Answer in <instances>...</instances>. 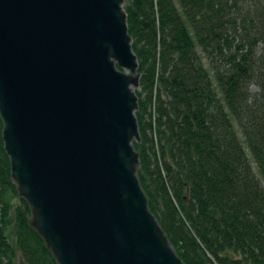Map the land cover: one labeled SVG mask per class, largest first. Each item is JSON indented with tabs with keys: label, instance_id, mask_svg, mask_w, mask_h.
<instances>
[{
	"label": "trees",
	"instance_id": "1",
	"mask_svg": "<svg viewBox=\"0 0 264 264\" xmlns=\"http://www.w3.org/2000/svg\"><path fill=\"white\" fill-rule=\"evenodd\" d=\"M124 10L151 213L184 264H264V0H125ZM3 129L0 115V264H59L12 178Z\"/></svg>",
	"mask_w": 264,
	"mask_h": 264
},
{
	"label": "water",
	"instance_id": "2",
	"mask_svg": "<svg viewBox=\"0 0 264 264\" xmlns=\"http://www.w3.org/2000/svg\"><path fill=\"white\" fill-rule=\"evenodd\" d=\"M124 2L0 0L5 151L59 264H184L136 172L139 63Z\"/></svg>",
	"mask_w": 264,
	"mask_h": 264
},
{
	"label": "rangeland",
	"instance_id": "3",
	"mask_svg": "<svg viewBox=\"0 0 264 264\" xmlns=\"http://www.w3.org/2000/svg\"><path fill=\"white\" fill-rule=\"evenodd\" d=\"M124 6H125V2L123 3V8H124ZM205 61V63L207 64V60H204ZM135 77L137 76L138 78H140V76L138 75V74H136V75H134ZM132 90H133V92H138V91H140V86L138 85H132ZM34 223V219H33V217H32V224ZM12 233H13V231H11ZM11 232H10V236H11V239L12 240H14V238H15V235H12L11 234Z\"/></svg>",
	"mask_w": 264,
	"mask_h": 264
}]
</instances>
